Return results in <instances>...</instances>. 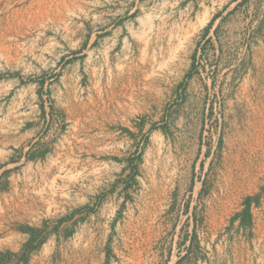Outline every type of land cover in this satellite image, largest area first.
<instances>
[{"label":"rangeland","instance_id":"374dc122","mask_svg":"<svg viewBox=\"0 0 264 264\" xmlns=\"http://www.w3.org/2000/svg\"><path fill=\"white\" fill-rule=\"evenodd\" d=\"M40 102L105 148L0 188V252L20 224L28 264H264V0H0V157Z\"/></svg>","mask_w":264,"mask_h":264},{"label":"crops","instance_id":"0c3cea01","mask_svg":"<svg viewBox=\"0 0 264 264\" xmlns=\"http://www.w3.org/2000/svg\"><path fill=\"white\" fill-rule=\"evenodd\" d=\"M68 75L71 77V74ZM65 85H63L64 90L68 91L69 86ZM24 91L25 89H23ZM16 104L21 105L23 102L17 101ZM39 110V117L19 123L17 125L18 134L2 142L0 188L9 189L8 198L10 199L13 198L15 190H18L17 195L20 197L19 190L25 185L26 168L35 171L38 179L42 182L52 172L68 169V157L72 155L73 150L80 154H90L105 148L104 122L101 121V142L103 145H100V135L95 136L94 134L92 135L93 139L90 138L80 117L73 121L67 116L59 117L54 110H50L46 106L45 102L39 103ZM14 116L15 114L10 111L7 114L10 128L13 127L10 119L12 120ZM95 139L98 141L97 146H95ZM24 217L14 216L15 219ZM24 227L18 224L16 228L8 232L11 235V242H8L6 247L12 251L20 249L27 236V233L22 229Z\"/></svg>","mask_w":264,"mask_h":264},{"label":"trees","instance_id":"16d2710c","mask_svg":"<svg viewBox=\"0 0 264 264\" xmlns=\"http://www.w3.org/2000/svg\"><path fill=\"white\" fill-rule=\"evenodd\" d=\"M217 13L213 15L209 23L205 26L203 34H207L210 26L212 25L213 21L215 20ZM140 159V156H138ZM254 196H246L243 199V207L242 210L239 214L234 215L236 216H242V218H248L250 216L249 209L251 202L253 201ZM257 199V197L255 198ZM257 201V200H256ZM233 217V218H234ZM26 233L29 234L28 239L21 245L20 249L17 252H12L10 250H6L4 252H0V261H10L11 257H17L18 261L20 260L21 264H28L29 261V254L33 251L36 250L43 242L44 238L40 237L41 235V229L37 227H32V226H25L22 228Z\"/></svg>","mask_w":264,"mask_h":264}]
</instances>
